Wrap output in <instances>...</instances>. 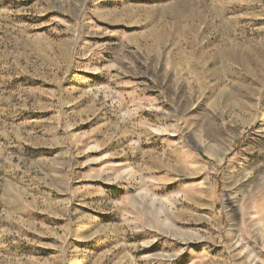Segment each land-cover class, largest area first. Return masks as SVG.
Here are the masks:
<instances>
[{
	"label": "rangeland",
	"instance_id": "obj_1",
	"mask_svg": "<svg viewBox=\"0 0 264 264\" xmlns=\"http://www.w3.org/2000/svg\"><path fill=\"white\" fill-rule=\"evenodd\" d=\"M0 264H264V0H0Z\"/></svg>",
	"mask_w": 264,
	"mask_h": 264
},
{
	"label": "bare ground",
	"instance_id": "obj_2",
	"mask_svg": "<svg viewBox=\"0 0 264 264\" xmlns=\"http://www.w3.org/2000/svg\"><path fill=\"white\" fill-rule=\"evenodd\" d=\"M179 12V11H178Z\"/></svg>",
	"mask_w": 264,
	"mask_h": 264
}]
</instances>
